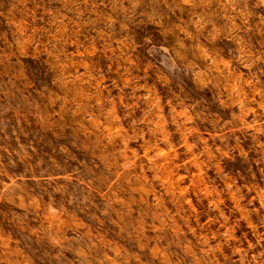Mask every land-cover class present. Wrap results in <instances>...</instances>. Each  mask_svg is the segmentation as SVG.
I'll return each instance as SVG.
<instances>
[{
	"label": "rangeland",
	"instance_id": "rangeland-1",
	"mask_svg": "<svg viewBox=\"0 0 264 264\" xmlns=\"http://www.w3.org/2000/svg\"><path fill=\"white\" fill-rule=\"evenodd\" d=\"M0 264H264V0H0Z\"/></svg>",
	"mask_w": 264,
	"mask_h": 264
}]
</instances>
